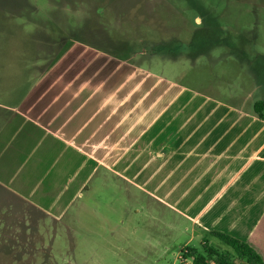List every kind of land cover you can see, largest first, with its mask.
Returning a JSON list of instances; mask_svg holds the SVG:
<instances>
[{
	"label": "rangeland",
	"instance_id": "374dc122",
	"mask_svg": "<svg viewBox=\"0 0 264 264\" xmlns=\"http://www.w3.org/2000/svg\"><path fill=\"white\" fill-rule=\"evenodd\" d=\"M73 61L76 81L46 80ZM53 99L57 128L45 114L15 143L24 182L0 192V264H181L201 243L164 202L166 178L138 171L226 110L258 118L264 0H0V109ZM181 153L173 172L209 161Z\"/></svg>",
	"mask_w": 264,
	"mask_h": 264
},
{
	"label": "crops",
	"instance_id": "0c3cea01",
	"mask_svg": "<svg viewBox=\"0 0 264 264\" xmlns=\"http://www.w3.org/2000/svg\"><path fill=\"white\" fill-rule=\"evenodd\" d=\"M79 68L80 65L73 61L70 66L59 71L58 75V71H51V76H47L46 80L55 85L64 79L76 81ZM52 102L53 107L46 111L41 100V108L36 103H25L24 111L16 107L0 109V192L8 197H14L18 193L15 183L24 182L21 166L26 162V154L21 147L15 148V143L24 140L29 130L42 126L46 121L45 114H48L47 123L51 129L57 128L56 100L53 99ZM18 118L27 123L24 130L28 128L19 135L16 134ZM110 135L108 134V142L105 144L109 150ZM175 140V137L167 139L168 144L154 158L161 162L159 166H154L149 173L138 171L140 178L149 179L151 176L153 183L166 178L164 202L179 221L185 223L186 230L191 235L189 243L195 241L196 237L200 244L201 238H206L208 233L221 232L249 243L264 260V122L241 110H226L214 127L199 135L198 132L193 133L185 139L186 150L181 151ZM102 142L104 144L105 140ZM94 144L96 149L97 143ZM178 153L183 157H202L209 161L198 166L187 164L182 173L180 170L173 172L178 163ZM120 158L118 163H124ZM169 163L167 174H162ZM176 175L183 177L182 188L174 185ZM20 193L25 195V188ZM62 198L63 194L55 195L51 200L59 199L63 203L65 197ZM159 198L163 201L162 196L159 195ZM50 209L49 212L54 216L60 217L65 212L52 209V206Z\"/></svg>",
	"mask_w": 264,
	"mask_h": 264
},
{
	"label": "trees",
	"instance_id": "16d2710c",
	"mask_svg": "<svg viewBox=\"0 0 264 264\" xmlns=\"http://www.w3.org/2000/svg\"><path fill=\"white\" fill-rule=\"evenodd\" d=\"M254 111L258 119L264 122V100L254 104ZM214 240L227 248L214 246ZM183 253L192 264H264L262 256L249 243L221 232L208 233L199 248L187 247Z\"/></svg>",
	"mask_w": 264,
	"mask_h": 264
},
{
	"label": "built area",
	"instance_id": "2783aa9c",
	"mask_svg": "<svg viewBox=\"0 0 264 264\" xmlns=\"http://www.w3.org/2000/svg\"><path fill=\"white\" fill-rule=\"evenodd\" d=\"M180 262H181V264L182 263H187V264H191L192 263V261L191 260H189V259H186L185 257H184V254L183 255H180Z\"/></svg>",
	"mask_w": 264,
	"mask_h": 264
}]
</instances>
